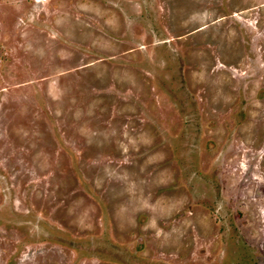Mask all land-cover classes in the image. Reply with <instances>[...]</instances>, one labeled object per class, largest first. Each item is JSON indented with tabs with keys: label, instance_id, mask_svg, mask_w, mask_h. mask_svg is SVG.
<instances>
[{
	"label": "rangeland",
	"instance_id": "rangeland-1",
	"mask_svg": "<svg viewBox=\"0 0 264 264\" xmlns=\"http://www.w3.org/2000/svg\"><path fill=\"white\" fill-rule=\"evenodd\" d=\"M0 264H264V0H0Z\"/></svg>",
	"mask_w": 264,
	"mask_h": 264
}]
</instances>
